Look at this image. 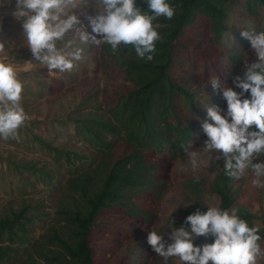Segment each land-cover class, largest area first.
<instances>
[{
  "label": "trees",
  "instance_id": "16d2710c",
  "mask_svg": "<svg viewBox=\"0 0 264 264\" xmlns=\"http://www.w3.org/2000/svg\"><path fill=\"white\" fill-rule=\"evenodd\" d=\"M169 3L175 8L173 18L153 21L161 39L151 61L138 57L132 45L121 44L113 51L103 43L97 52L91 44L68 48H80L82 55L96 54L104 63L107 80L101 102L96 101L98 93L87 92L66 117L73 129L69 137L88 147V153L51 148L39 140L52 152L53 166L69 174L59 184L63 199L50 225L41 226L47 228L40 237L31 236L29 223L34 218L29 205L0 218V264H10L20 254L27 255L23 264H35L34 253L40 256L38 264H149L157 254L147 237L156 231L170 184H177L171 168L186 157L181 145L191 143L192 150L204 151L203 123H213L207 106L225 115L223 86L234 87V77L243 75L244 61L257 60L241 33L264 31V0ZM136 6L148 10L146 0H136ZM41 66L40 71L50 72ZM213 77L221 89L213 88ZM53 91L48 87V93ZM252 130L258 131L255 126ZM33 141H38L35 136ZM219 168L216 174L199 172L180 184L194 198L192 203L172 207L175 225H188L187 216L198 209L207 212L204 194H212L219 198V207L237 208L238 215L255 226L252 209L261 201V188L252 182L237 194L235 179L226 175L224 164ZM32 174V179L47 186L54 183L52 170ZM259 235L264 252V220ZM214 242L215 237L208 235L197 237L194 244L202 248ZM263 258L258 257L257 263L262 264Z\"/></svg>",
  "mask_w": 264,
  "mask_h": 264
},
{
  "label": "clouds",
  "instance_id": "9594fccd",
  "mask_svg": "<svg viewBox=\"0 0 264 264\" xmlns=\"http://www.w3.org/2000/svg\"><path fill=\"white\" fill-rule=\"evenodd\" d=\"M100 14L90 18L93 32L89 35L80 27L82 21L72 10L82 0H17L15 15L24 17L23 29L26 42L33 56L49 71H71L74 62L82 58V49L65 51L57 42L74 33L83 43L89 41L96 46L111 45L116 51L121 44L132 45L141 59L151 61L156 42L161 39L155 25L158 17L172 19L175 8L169 0H146L148 10L136 6V0H96ZM241 35L249 40L256 62L243 64V75L234 77V87L224 85L223 98L227 102V112L222 115L214 106H207V114L213 123H203L207 136L205 152H217L216 159H224V170L228 177L239 180L245 169L251 168L256 179L253 185L264 187V161H253L264 155V31L253 33L243 31ZM97 37H100L99 39ZM71 43V41H69ZM5 45L0 42V51ZM214 89H221L218 78L213 77ZM24 85L18 78L16 66L0 59V137L18 138V130L26 126L30 116L21 106ZM242 89L243 91H237ZM250 92V98H243ZM255 126L258 131L252 130ZM185 155L190 158L193 170L198 168L199 153L192 150V144H182ZM198 177L196 180L198 181ZM207 212L199 209L187 216L185 224L170 234L172 243L164 240L162 233L150 231L147 242L152 250L165 261L178 258L182 264H257L262 252L258 226L238 215V209H222L208 205ZM212 235L215 242L202 248L195 246L199 236Z\"/></svg>",
  "mask_w": 264,
  "mask_h": 264
},
{
  "label": "rangeland",
  "instance_id": "374dc122",
  "mask_svg": "<svg viewBox=\"0 0 264 264\" xmlns=\"http://www.w3.org/2000/svg\"><path fill=\"white\" fill-rule=\"evenodd\" d=\"M16 5L17 0H0V42L5 45V49L0 51V59L16 66L18 78L24 85L21 106L30 116V120L26 126L18 130V138L4 139L0 137V218L29 205L31 206L30 215L34 218L29 223L32 231L31 236L40 237L50 225L49 222L55 216V211L63 199L59 184L65 183L69 174L65 169L53 166L52 152L39 140H43L51 148L61 146L69 150L88 153V147L80 144L75 137H69L70 134L72 136L73 129L66 117L78 106L87 92L98 93L96 101L101 102L102 91L107 79L103 71L104 63L98 55L96 57V54L88 52H85L79 61L74 62L71 71H40L43 64L36 60L27 45L23 29V22L26 18H18L15 15ZM72 11L80 17L82 21L80 27L91 36L90 18H95L100 14V7L96 0H82V3ZM71 36H74V33L66 36L63 41H58V48L67 50L73 44L77 46L86 44L81 42L78 37ZM88 44L95 47L96 52L98 51V47L91 40ZM35 71L43 72L44 76L39 77L38 73H34ZM48 87L54 91L48 93ZM34 136L38 141H33ZM198 153L200 154L198 157L199 166L195 170L187 156L174 162L171 168L172 180H175L177 184H170L169 193L158 211L159 222L156 228V231L162 233L164 240L169 244L173 242L170 239V234L174 229L181 227L190 229V225H175L177 217L173 215L172 207L192 203L194 198L186 195V191L181 188L180 184L199 172L211 171L213 173L216 169L218 171L219 167L225 163L224 159H216V156L221 154L215 151H200ZM261 161H264V155L256 158L253 162ZM28 167H32L33 171L51 172L52 170L54 183L47 186L43 181L38 182L32 179L33 171ZM216 171L213 174H216ZM254 179L256 177L251 168L245 169L240 179L234 180L235 193L238 194L240 190L244 191L250 188L249 183H252ZM260 179L264 182V178ZM34 180L35 183H33ZM260 188L262 191L261 201L256 202L252 209L254 224L259 228L263 226L264 220V187ZM204 201L207 205L219 206L220 204L219 198L212 194H204ZM42 225L48 226L44 229L41 228ZM33 258L35 264L41 261L40 256L36 253L33 254ZM115 259L117 261L119 257ZM27 260L26 254L15 255L10 264H23ZM149 264H182V262L178 258H170L165 261L163 257L155 254ZM209 264L212 262L210 261ZM262 264H264V258Z\"/></svg>",
  "mask_w": 264,
  "mask_h": 264
}]
</instances>
